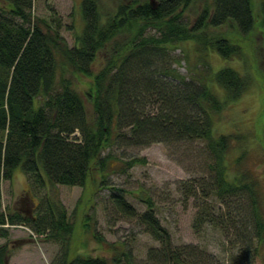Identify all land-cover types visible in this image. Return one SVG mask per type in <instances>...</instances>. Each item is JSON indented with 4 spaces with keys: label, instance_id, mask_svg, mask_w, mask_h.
<instances>
[{
    "label": "trees",
    "instance_id": "1",
    "mask_svg": "<svg viewBox=\"0 0 264 264\" xmlns=\"http://www.w3.org/2000/svg\"><path fill=\"white\" fill-rule=\"evenodd\" d=\"M35 1L0 0V237L6 236L1 227L7 223L2 182L12 181L17 169L23 170L32 188L46 181L84 188L94 165L102 175V189L111 191L116 211L137 218L159 243L158 249L149 252L150 262L216 264L217 257L207 249L174 246L152 200L141 198L146 211L138 213L125 192L110 182L115 170L107 173L111 162L118 160L115 151L157 143H200L203 176L180 183L185 201H195L194 233L201 236L206 229L219 234L223 248H229V264H254L264 248L259 182L248 172L230 178L227 154L232 137H218L214 132L216 115L242 98L249 81L232 68L213 73L209 62L213 52L226 61L240 59L242 47L224 38L198 45V63L205 72L202 69L196 78L174 68L179 60L172 53L207 27L218 29L229 22L235 24L239 36L248 37L254 28L251 0H207L190 24L182 13L196 0H152L136 8L120 6L108 15L102 13L98 0H83L84 30L72 48L61 35L57 19L34 16ZM142 21L164 26L154 35H138L118 63L103 60L105 64L93 75L102 51L128 25ZM77 76L93 78L86 94L94 105L92 121L76 89L73 79ZM142 161H123L122 172ZM47 211L39 218L37 230L48 229L53 240L64 243L71 226L64 213L58 216L54 210ZM8 219L12 224L24 223L22 215ZM5 255L1 249L0 264H5ZM66 255L59 264H109L86 257L69 262ZM113 262L133 264L132 252L115 256Z\"/></svg>",
    "mask_w": 264,
    "mask_h": 264
},
{
    "label": "rangeland",
    "instance_id": "2",
    "mask_svg": "<svg viewBox=\"0 0 264 264\" xmlns=\"http://www.w3.org/2000/svg\"><path fill=\"white\" fill-rule=\"evenodd\" d=\"M104 15L114 14L120 6L132 8L152 0H98ZM83 0H36L33 14L37 18L57 19L62 25L61 35L69 47L77 46V37L84 30L82 16ZM207 0H196L185 12L187 24L195 22ZM254 28L246 38L239 36L233 22L214 29L207 27L190 40L182 41L172 49L179 60L174 64L181 75L196 78L204 67L198 63L197 46L214 39L224 38L242 47L240 59L224 60L217 53L210 54L209 62L213 73L223 68L237 70L248 79L249 84L242 98L216 115L214 132L216 136L232 137V145L227 154V165L231 179L236 174L248 172L259 182L264 202V12L263 0H251ZM164 26L159 23L142 21L130 24L118 37L102 51L93 66V75L103 64V60L119 62L127 53L135 38L142 34L154 35ZM118 57H116V56ZM102 62V63H101ZM107 63V62H106ZM203 74V73H202ZM81 94L89 121L94 117V105L86 94L93 78L77 76L73 79ZM203 145L163 143L144 148H129L115 151L117 161H112L107 173L110 182L125 192L127 201L138 213L146 211L142 199H151L155 213L164 226L174 246L197 245L212 252L216 264H229V248H223L222 237L210 230L201 236L194 233L193 221L196 214L194 202L185 201L180 183L199 179L203 176L205 159ZM107 154L106 152L102 155ZM132 158L143 160L130 170L122 172L123 161ZM240 158V163L237 160ZM123 160V161H122ZM101 173L93 165L86 187L53 186L46 181L41 186L29 185L21 168L15 171L12 181L2 182L3 211L7 223L1 227L5 237H0V250H6L5 264H59L65 257L72 261L79 257L100 258L109 264L113 259L128 251L132 252L133 264H157L150 262L149 252L159 248L150 234L144 231L137 218H128L116 211L110 200V190L102 189ZM27 201L33 210L31 216L21 211ZM65 215V221L72 228L71 235L64 241L53 240L48 229L37 230L39 218L48 211ZM59 212V213H58ZM22 215L24 223L9 222V216ZM58 215V216H59ZM36 218L37 220H30ZM27 219H30L29 221ZM38 223V224H37ZM45 227V226H43ZM23 242L22 244H19ZM5 247V248H3ZM254 264H264V248Z\"/></svg>",
    "mask_w": 264,
    "mask_h": 264
},
{
    "label": "flooded vegetation",
    "instance_id": "3",
    "mask_svg": "<svg viewBox=\"0 0 264 264\" xmlns=\"http://www.w3.org/2000/svg\"><path fill=\"white\" fill-rule=\"evenodd\" d=\"M21 211L23 212L24 215L26 216H31L33 213V210L29 207L27 204V201L24 203V205H21Z\"/></svg>",
    "mask_w": 264,
    "mask_h": 264
},
{
    "label": "water",
    "instance_id": "4",
    "mask_svg": "<svg viewBox=\"0 0 264 264\" xmlns=\"http://www.w3.org/2000/svg\"><path fill=\"white\" fill-rule=\"evenodd\" d=\"M23 242L19 243V244H22Z\"/></svg>",
    "mask_w": 264,
    "mask_h": 264
}]
</instances>
